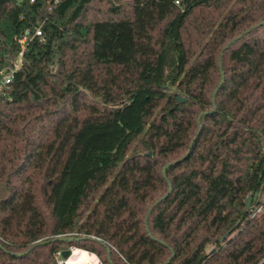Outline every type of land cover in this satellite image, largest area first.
I'll list each match as a JSON object with an SVG mask.
<instances>
[{"label":"trees","instance_id":"16d2710c","mask_svg":"<svg viewBox=\"0 0 264 264\" xmlns=\"http://www.w3.org/2000/svg\"><path fill=\"white\" fill-rule=\"evenodd\" d=\"M23 50L0 264L72 233L104 264L264 261V0H0V71Z\"/></svg>","mask_w":264,"mask_h":264},{"label":"built area","instance_id":"2783aa9c","mask_svg":"<svg viewBox=\"0 0 264 264\" xmlns=\"http://www.w3.org/2000/svg\"><path fill=\"white\" fill-rule=\"evenodd\" d=\"M36 36L40 37L42 36V32L40 29H37L36 31ZM28 41V36H24L21 40L20 43L25 50V45ZM24 50L20 52L18 58L15 60L14 66L11 69L7 70H2L0 71V97L6 96L10 90L12 83L15 78V74L17 71L22 67L23 64V56H24ZM70 238H75L79 236L78 233H72L67 235ZM110 246L109 244H107ZM111 247V246H110ZM112 248V247H111ZM64 250H70V256L68 258H64L62 256V252ZM58 253L56 256L57 264H104L101 259L93 252L83 250L77 247H69L68 249H64ZM81 252L85 254L88 258H81L80 253Z\"/></svg>","mask_w":264,"mask_h":264},{"label":"water","instance_id":"95a60500","mask_svg":"<svg viewBox=\"0 0 264 264\" xmlns=\"http://www.w3.org/2000/svg\"><path fill=\"white\" fill-rule=\"evenodd\" d=\"M242 36H240L239 38H241ZM216 93H217V91L215 92V94L213 95V103H215V98H216ZM176 99L178 100V102L179 103H182V102H185V99H183L181 96H176ZM149 156H151V154L149 153L148 154ZM168 168H169V166H166L164 169H163V174H164V176L166 177L167 176V170H168ZM253 197H254V193H252V194H250L249 195V197H248V199H247V201H246V208L247 209H249L250 208V206H251V203H252V200H253ZM76 240H80V239H76V238H69V239H67V240H65L67 243H73L74 241H76ZM107 246V250H108V254L110 255L111 254V252H112V248L110 247V246H108V245H106ZM70 250H64L63 252H62V256L64 257V258H68L69 256H70ZM260 264H264V261L262 262V263H260Z\"/></svg>","mask_w":264,"mask_h":264},{"label":"rangeland","instance_id":"374dc122","mask_svg":"<svg viewBox=\"0 0 264 264\" xmlns=\"http://www.w3.org/2000/svg\"><path fill=\"white\" fill-rule=\"evenodd\" d=\"M124 1H126V0H124ZM124 3H126V2H124ZM258 198H259L260 201L264 204V192H263L262 194H260V195L258 196ZM262 207H264V205H262ZM69 247H70L69 244L66 245V249H68Z\"/></svg>","mask_w":264,"mask_h":264},{"label":"bare ground","instance_id":"6f19581e","mask_svg":"<svg viewBox=\"0 0 264 264\" xmlns=\"http://www.w3.org/2000/svg\"><path fill=\"white\" fill-rule=\"evenodd\" d=\"M77 253H80V257H81V258H88L85 254H83V253H81V252H79V251H78Z\"/></svg>","mask_w":264,"mask_h":264}]
</instances>
